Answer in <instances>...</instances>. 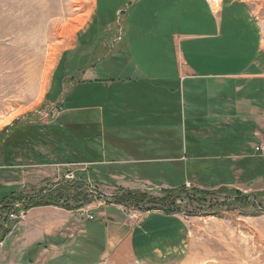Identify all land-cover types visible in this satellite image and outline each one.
Returning <instances> with one entry per match:
<instances>
[{
	"label": "rangeland",
	"instance_id": "1",
	"mask_svg": "<svg viewBox=\"0 0 264 264\" xmlns=\"http://www.w3.org/2000/svg\"><path fill=\"white\" fill-rule=\"evenodd\" d=\"M103 1L98 0L100 10L104 9ZM141 1L110 0L99 16L111 23L129 15L138 19L137 14L146 11L151 21L156 19L158 21L166 13L158 10L161 0ZM167 1L170 5L173 3V0ZM210 1L213 9H217L219 0ZM241 1L249 5L252 18L259 26L264 50V0ZM134 2L141 3L134 5ZM93 4L94 0H0V139L10 137L8 141L6 140L9 142L11 138L21 134L19 129L23 130L26 127H30L40 136L30 138L24 146L9 147L19 149L9 150L14 155L13 159L8 161L11 167L0 169V198L14 191L22 197L38 193L46 194L56 189L59 184L80 180L83 186L78 189L79 199L87 201L85 205L83 204L84 207H81L84 211L99 206L115 205L110 213L119 217L121 216L120 207L125 206L115 204L113 199L123 188L111 190L113 189L111 187H115L116 181L112 180L110 175H124L125 183H136L135 187L146 189H137L138 191L145 192L150 197L161 198L162 201H165V197L156 189L154 190V185L147 186L142 183H167L178 188L170 189L174 191V194L166 197L165 210L170 208L174 210L173 214H180L187 218L191 228L189 244L185 249V259L182 264H264V190L253 184L258 180L264 187V158L255 153L254 145L257 144L255 143L257 140L250 137L248 133L244 140L246 146L243 149L245 151H235L228 145L219 149L212 148L210 151L201 146L197 148L199 151L194 152L190 144L196 138L191 135V129L200 125L193 123L189 118L193 99L188 82L184 84V88L182 87L184 90V104L182 105L185 108L183 119L179 122L168 120L153 122L161 127H166L167 123L175 124L176 137L167 138L165 141L150 135L144 138L145 136L140 134L136 137L125 133L117 140L119 141L118 148H147L150 150L147 153L149 156H155L160 149L164 148L169 156H184L188 161L191 160L193 153L204 156L206 152L202 151L208 150V157L214 156L217 159L214 161L208 158L209 161L201 162L200 165L204 164L206 169L203 165L201 167L203 171L200 170V172L195 169L189 170L191 169L189 165L188 171L187 167L181 170V166L177 163L173 165V168L162 173L157 172L154 165L144 168L143 166H113L112 163H108L112 160L113 148L110 134L115 130L122 132L128 126V122L117 121L113 116L110 83L114 78L110 71L111 54L106 57L98 54L99 58H92L91 54L95 51L90 47L89 49L86 47L83 51L79 48L73 53L65 51L73 44L76 32L88 22ZM121 6L124 11L123 17L116 13V9ZM193 6L199 12L200 28L197 26L199 29L196 30V25L191 28L194 29L193 32L202 33L204 32L203 25L212 22L217 16H214L210 9L207 12L204 0H195ZM176 10L180 18H187L190 7L186 0H183L178 2ZM209 14L212 18H209ZM169 15L172 17L173 13ZM224 16L225 12L222 18ZM222 25L224 26L222 31L229 34L224 43L221 40L217 43L203 40L196 41L190 46L193 51H199L201 55L188 57L186 45H182L184 61L189 66L193 62L203 61L212 64L214 62V58H211L212 52L227 51V48H233V53L238 54L236 48L240 50L241 47L236 42V35L240 36L242 30L237 31L236 24L231 21L226 20V23ZM111 35L101 34V37L103 39L109 37L108 42L111 44ZM170 58L168 65L172 71V64H174L177 78L179 67L175 65V57L172 55ZM91 59H93L92 62H90ZM148 59L149 63H152L153 56L149 55ZM93 62H98L94 72L84 77L83 80L80 73H73L79 68L85 71L92 70L89 64ZM125 63L126 61L121 60V65ZM226 67H228L227 62ZM230 68H241V65L234 62L230 64ZM216 71L217 73L224 72ZM176 78L170 79L176 91L170 100H173L175 105L165 99L170 103L168 113L174 111L181 116V101L177 91L179 82L174 84L177 81ZM166 100L163 99V102ZM52 107L54 112L49 111ZM73 130L81 132L80 138L76 137L77 134L75 136ZM170 133L173 135L171 130ZM87 135L92 136L87 138ZM231 138L232 136H229L226 140ZM236 138L239 140L242 136ZM96 149L102 153L99 158L96 156ZM133 151L137 152L136 149ZM121 155L129 156V154ZM229 155L247 157L244 160L234 161L228 159ZM97 160L104 161V164L95 163ZM233 161L237 167L241 166L248 171L247 178L240 176L244 172L243 169H241L239 178L234 179L223 172L226 166L231 167ZM190 162L192 163V160ZM210 163L213 166L208 165ZM132 168L135 169L137 175ZM194 177L203 181L207 180L208 183L211 182L206 185L211 189L228 182L234 184L233 186H242L230 187L232 188L230 201H226L227 198L224 199L222 195L218 196L219 192L204 197L191 193L190 190L195 189L193 187L195 184L193 181L196 180ZM186 181L187 185H184ZM183 188L187 189L190 194L179 191ZM73 191L77 192V190ZM73 191H71L72 196ZM70 205L76 206V203L72 202ZM43 207L57 208V206ZM161 207L163 208L164 205ZM161 207L153 210H148V208H155L151 205L139 208L125 207L123 213L128 220L138 223L144 215L154 210L164 212ZM28 211L17 220H10L9 215L18 212L0 216V238L4 236L2 241L0 240V247L3 241L11 239L12 236L9 237V235L16 226L21 224ZM99 212L97 210L85 211L92 219H86L85 215L80 214L70 215L72 218L69 217L72 220L69 223L70 228L76 223L73 218H78L77 223L81 230L76 231V229L72 232L76 234L75 238L67 237L64 243L65 250L62 253L57 251L60 258L69 260L78 258L81 264L95 262L101 251L100 232L103 231L105 222V218L99 216ZM70 240L73 242L67 243ZM75 240L76 243H74ZM38 247L47 249L48 246L39 245ZM33 251L34 248L27 256H32ZM53 252L55 256V250ZM39 264H46V260L41 259Z\"/></svg>",
	"mask_w": 264,
	"mask_h": 264
},
{
	"label": "crops",
	"instance_id": "2",
	"mask_svg": "<svg viewBox=\"0 0 264 264\" xmlns=\"http://www.w3.org/2000/svg\"><path fill=\"white\" fill-rule=\"evenodd\" d=\"M109 1L104 0V9L101 8L100 10L98 0H94L88 22L76 32L73 44L65 50L73 53L79 48L81 51L85 50L86 47L88 49L89 47L94 48L93 51L95 52L91 54L92 58L106 57L111 54L112 66L110 71L114 78L110 83L113 116L116 117L117 121L128 122V126L122 132L115 130L112 132L113 135L110 134L113 148L112 160L108 163H112L113 166H143L144 168L154 165L155 170L159 173L173 168V165L177 163L181 166V170L187 167L188 171L190 166L191 169L189 170L195 169V171L200 172L204 165H200L201 162L217 159L214 156L208 157L207 151L212 150V148L219 149L222 146L230 145L235 151H245L243 149L246 146L244 140L248 133L250 137L257 140L255 142L257 144L254 145L255 148L259 146L264 148V50L261 31L252 18L249 5L246 2L219 0L218 8L213 9L211 1L204 0L207 12L210 9L212 14L217 17L212 22L203 25L202 30L204 32L199 33L193 32L194 29L191 28L193 25H196V30L200 28L199 12L193 6L195 0H186L190 7L187 18H180L178 10H176L178 2L183 0H173L171 5L167 0H161V6L158 10L166 13L158 21L157 19L151 21L150 15L144 11L142 14H137L138 19L129 15L111 23L99 16L106 9ZM141 2H134L135 4H133L139 5ZM224 12L225 16L222 18ZM116 13L122 16L124 13L123 6L117 8ZM170 13H173L172 17H170ZM208 16L211 17L210 14ZM226 20L236 24L237 31L242 30L240 36L236 35V42L241 47L240 50L236 48L238 54L233 53V48H227V51L212 52L211 58H214L212 64L203 61L193 62L189 66L184 61L182 45H186L187 56L193 57L196 54L201 55L199 51H193L190 48L196 41L209 40L213 41L212 43H217L221 40L224 43L226 37L229 36L228 33L222 31L224 28L222 24L226 23ZM101 34H112L110 36L112 43L109 44V37L103 39ZM149 55L153 56L152 63H149ZM172 55L176 59L175 65L177 64L176 66L179 67L177 78L174 64H172V71L168 65ZM121 60L126 61L125 65H121ZM92 61L93 59L90 62ZM226 62L228 67H226ZM234 62L240 64L241 68L231 69L230 64ZM97 63L89 64L92 70L85 71L79 68L73 73H80L83 80L84 77L94 72ZM216 70L224 72L217 73ZM173 77L177 79L174 84L179 82L177 91L181 101V116L174 111L168 113L170 103L166 99L170 100L171 96L176 94L171 82ZM186 82L189 83L193 99L191 117L189 118L193 123L200 125L191 129V135L196 139H193L190 145L194 152L199 151L197 148L201 146L208 148L207 151H202L206 152L207 155L205 153L204 156H200L193 153L191 163V160L188 161L184 156H169L164 148L163 150L160 149L155 156H149L147 153L150 150L147 148H118L119 141L117 140L125 133L136 137L140 134L145 136L144 138L150 135L165 141L167 138L176 137L175 129L177 127L175 124L167 123L166 127H161L153 122L162 120L179 122L183 119V112L185 113V108L182 105L184 104L183 88ZM163 99L166 102H163ZM169 102L174 104L173 100ZM127 107L129 109H126ZM229 136L232 138L226 140ZM240 136L242 139L238 140L236 137ZM133 149H136L137 152ZM96 152V156L99 158L102 153L97 149ZM255 153L264 158V154L256 151ZM121 154H129V156L124 157ZM227 157L237 161L244 160L247 156L229 155ZM99 162L104 164V161L98 160L95 163ZM236 165L234 162L230 168L226 166L225 171H223L231 175V179L239 178L241 169H243ZM205 167L204 165L203 168L206 169ZM132 170L135 173V169L132 168ZM243 171L240 176L247 178L249 176L248 171L246 169ZM110 176L112 180L116 181L115 187H111L113 188L111 190L118 188L132 191L146 190L144 187H135L134 184L136 183H125L124 175L113 174ZM193 182H195L194 188L210 194L219 192L218 196L222 195L223 198L231 197L232 188L230 187L242 186H233L234 184L228 182L219 184L218 187L215 185L216 187L211 189L206 187L211 183H208L207 180L196 179ZM142 184L154 185V190L156 189L158 192L163 189L178 188L167 183L144 182ZM183 184L187 185V181ZM253 184L264 190L260 181L256 180ZM220 187L224 189L221 190ZM106 195L110 196V194ZM114 206L92 208L93 211H100L99 216L105 218L103 231L100 232L101 251L92 264L183 263L185 249L188 247L191 235L187 218L180 214H165L162 211L154 210L144 215L138 223H134L124 215L123 209L125 207H120L121 216L124 217L113 216L110 210L115 208ZM92 210L85 211L90 212ZM85 211L84 208L67 211L60 207L43 206L29 210L21 224L16 226L9 235V237L12 236L11 239H7L8 242L3 241V248L0 247V264H39L41 259L46 260V264H81V260L78 258L73 260L60 258L57 251L62 253L66 248L64 243L67 241V237L75 238L74 235L76 234H72V232H75L76 229V231L81 230L77 223L78 218H73L76 223L74 227L70 228L69 223L72 221L70 215H85L84 218L88 219ZM1 237L0 240L4 238L3 235ZM69 242L73 241L70 240L67 243ZM76 242L75 240L74 243ZM39 245L48 247L47 249H40ZM33 248L32 256H29V252ZM53 250H55V256ZM27 254L29 255L27 256Z\"/></svg>",
	"mask_w": 264,
	"mask_h": 264
},
{
	"label": "trees",
	"instance_id": "3",
	"mask_svg": "<svg viewBox=\"0 0 264 264\" xmlns=\"http://www.w3.org/2000/svg\"><path fill=\"white\" fill-rule=\"evenodd\" d=\"M17 121L14 122L12 129L15 127ZM93 125L92 123H90ZM88 125L87 126H91ZM21 134L17 137H13L7 142L8 138L4 137L0 139V169H6L7 167H11L10 164H8V161L12 160L14 155H12V152L9 150H18L19 148H9V147H21L24 146L26 143H28L30 138L34 137H40L38 134L34 133L30 127H26L23 130L19 129ZM68 130V129H67ZM6 131V129H5ZM71 131V130H68ZM74 131V130H73ZM31 132V133H30ZM75 136L77 134V138H80L82 134L79 133V131H74ZM23 136H27L28 138H23ZM92 135H87V138ZM7 140V141H6ZM7 142V143H6ZM94 153V152H93ZM83 186L82 182L79 181H73V182H65L62 184H59V186L56 187L54 190H50L46 194H36V195H28L25 197H22L20 194H17L14 192H9L5 194L2 198H0V216L3 214H7L10 212H26L31 208L35 207H42V206H57L60 208H63L68 211H73L77 209H81L83 204H86V200H80V194H78V189ZM73 190H77L75 193ZM71 191H73V196ZM182 193L184 194H190L187 189L183 188ZM192 194H199L201 196H208L210 195L209 192L202 191L199 189H193L190 190ZM165 197V201H162L158 198L150 197L147 193L142 191H132V190H121L117 195L114 196V203L125 206V207H142L151 205L155 208H148V210L157 209V207H161V205H164L162 210L168 214H172L174 210L166 209L165 210V203L166 199L168 197H171L172 194H174V191H171L169 189H163L159 192ZM173 196V195H172ZM167 197V198H166ZM225 199V198H224ZM189 201V200H188ZM226 201H230V198H227ZM75 202L76 206L70 205V203ZM191 204V202H189ZM168 204V202H167ZM170 206V205H169ZM160 208V209H161Z\"/></svg>",
	"mask_w": 264,
	"mask_h": 264
},
{
	"label": "built area",
	"instance_id": "4",
	"mask_svg": "<svg viewBox=\"0 0 264 264\" xmlns=\"http://www.w3.org/2000/svg\"><path fill=\"white\" fill-rule=\"evenodd\" d=\"M55 109H56V108H55ZM59 109H60V110H63L61 107H59ZM49 111H50V112H54L55 110H54V108L52 107V108H50ZM255 151L264 154V148H262L261 146L256 147V148H255ZM68 178H71V177H68ZM23 214H24V212H18L17 214H10V215H9V219H10V220H17V219H19V218H22V217H23ZM88 218L92 219L91 216H89Z\"/></svg>",
	"mask_w": 264,
	"mask_h": 264
}]
</instances>
